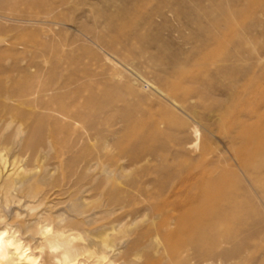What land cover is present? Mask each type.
I'll return each mask as SVG.
<instances>
[{
    "label": "rangeland",
    "instance_id": "374dc122",
    "mask_svg": "<svg viewBox=\"0 0 264 264\" xmlns=\"http://www.w3.org/2000/svg\"><path fill=\"white\" fill-rule=\"evenodd\" d=\"M53 8V19L36 18ZM44 57L53 76L88 85L99 95L94 121L100 138L93 141V131L77 125L67 145L72 149L60 158L52 157L48 142L30 156L11 142L13 135L6 148L0 144L7 160H0V232L7 230L35 252V264H65L53 257L60 240L81 232L82 243L94 247L108 228L102 225L108 210H135L133 224L125 228L124 220L109 231L120 239L106 258L84 255L74 264H151L157 258L150 256H162L152 245L154 236L143 235L136 248L132 244L143 224L151 223L150 211L141 209L145 196L123 183L100 186V180L111 173L125 181L133 173L148 193L162 184L167 195L170 174L185 178L203 166L233 184L244 219L243 226L209 229L201 244L216 247L217 232L233 233L238 242L217 250L241 245V252L228 260L207 253L193 262L264 264V0H0V67L44 65ZM194 126L201 135L197 150ZM10 134L11 129L2 140ZM241 150L250 152L248 169L237 157ZM128 152L146 158L125 171L120 166L129 163L122 158ZM93 158L100 165L85 169ZM61 163L65 176H82L85 186L43 199L51 179L61 176L55 169ZM104 163L110 166L103 168ZM148 171L155 172L145 176ZM110 192L123 208L109 202Z\"/></svg>",
    "mask_w": 264,
    "mask_h": 264
},
{
    "label": "bare ground",
    "instance_id": "6f19581e",
    "mask_svg": "<svg viewBox=\"0 0 264 264\" xmlns=\"http://www.w3.org/2000/svg\"><path fill=\"white\" fill-rule=\"evenodd\" d=\"M53 15H55L54 8L46 11L43 15L38 14L36 18L47 21L46 18H52ZM54 18L58 19L59 17L54 16ZM18 44L27 46V43L24 41H19ZM46 47L45 44L42 45L44 52ZM44 62V65L33 63L21 67H0V74L2 72H8V75L5 77H1L0 75V144L6 148L10 143V136L13 135L11 142L16 141L21 144L23 154L30 156L31 154L33 155L37 147L39 148L43 143L48 142L49 148L54 152V154H51L52 157L60 158L72 149L70 147L68 150L69 146L67 148V145L71 139V135L74 134L73 130L77 129V125L92 130L93 133L90 139L93 141L100 138L98 137L97 127L94 121V115L98 113L99 95L88 85L82 86L75 82H67L56 78L53 76V69L47 65L49 62L47 57H44ZM10 71H15V75L9 74ZM7 82L9 83L8 85ZM9 129L12 130V134L2 140L6 135V131ZM193 133L195 139L192 141V146L197 150L201 137L199 128L194 126ZM85 136L87 135L85 134ZM123 138L125 137L123 136ZM79 139L80 137L74 141L75 145ZM107 139L109 138L107 137ZM0 152V160L5 163L7 161L5 153L1 149ZM204 152L205 149L203 148L202 153ZM237 157L240 165L248 169L252 159L250 152L247 153V150H241L237 153ZM122 158L129 161L128 164H122L120 166L123 170L127 171L131 169L132 165L136 166L146 157L136 152H128ZM96 159L97 161L93 158L91 162L93 161L94 163L89 164L85 169L91 170L93 167L95 169L99 166V159ZM62 164L55 166L56 171L60 170L61 176L57 173L60 177L56 175L51 179L48 184L49 190L45 193L43 199L48 193H55L56 191L68 192L74 188H84L85 184L82 182V176H76L75 173L65 176L64 166ZM102 166L103 168L105 166L109 167L110 164L104 163ZM25 171H27L26 168L24 170L22 169L19 175L22 176V173ZM154 172L148 171L144 175H151ZM214 172L215 170L213 168L202 166V168L200 167L195 171L190 170L185 178L183 174L181 175L182 177L176 176L174 173L170 174L169 181L171 184L169 189L167 188V195H165L167 185L162 184H160V188L156 191L152 190L153 192L148 193L145 188L139 186L138 176L133 173L131 174L133 175L132 178L129 175L125 181H120L116 176H112L111 173L107 174L105 180H102V183L100 180L99 185H107L110 182L112 183V181L115 186L123 183L129 188H137L142 194L140 195L145 196L141 209L150 211L151 217L149 219L151 223H148V225L143 224L140 228L142 231L132 240V244L136 248L142 240V237L148 234L154 236L155 241L152 240V245H154L157 252H161L162 256H150V258H157L151 264H162L163 261H165V264H202L200 261L193 262L194 258L207 256L208 253L212 256L211 258H225L228 260L237 258L241 252V245L239 244L233 250H217V246L238 242L239 237L237 238L233 233L221 235L217 232L214 237L216 247L206 248L201 244L202 235L206 231L208 232L209 229L222 231V228H226V226L231 224L243 226L244 216L241 212L242 204L238 200V196L234 193L233 184L223 174L216 175ZM161 179L159 178L158 180ZM96 180L97 177H95L94 181ZM152 183V180L149 179V183L147 184ZM11 187L12 183L9 184V188ZM90 190L97 191L98 187L91 186ZM109 194L111 198L109 202L116 204L117 207L122 205L121 199L116 194L113 192ZM105 197L108 196L106 195ZM140 203L142 205V201ZM121 208H123V205ZM108 211L110 213L105 219L109 220L102 223L103 226H108V228L101 231L99 236L100 241L94 247L82 243L86 242V238L81 232H72L60 240L58 244H55L57 253L53 254V257L59 258V261H63L65 264H74L84 255L88 258L95 257L98 260L106 258L107 250L112 249L115 242L120 239L116 234L109 233L110 230L115 231V223L127 220L124 227L128 228L136 220V217H133V211L135 210L118 213H114L115 210ZM112 214L114 216L111 218ZM147 215L145 213V216ZM129 217L130 219H128ZM48 227L49 224L46 226L47 231L49 230ZM7 233V230L0 232V264H19L20 261L21 264L37 263L39 256L30 248L24 249L20 242L8 236ZM211 244H213V241ZM248 259L252 262L254 258Z\"/></svg>",
    "mask_w": 264,
    "mask_h": 264
}]
</instances>
